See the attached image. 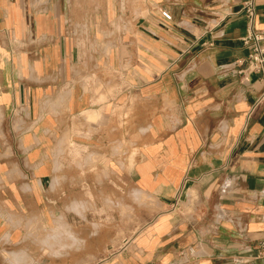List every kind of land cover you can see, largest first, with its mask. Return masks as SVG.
<instances>
[{
	"label": "crops",
	"instance_id": "obj_1",
	"mask_svg": "<svg viewBox=\"0 0 264 264\" xmlns=\"http://www.w3.org/2000/svg\"><path fill=\"white\" fill-rule=\"evenodd\" d=\"M246 28L242 0H0V264L34 235L66 250L34 264H264Z\"/></svg>",
	"mask_w": 264,
	"mask_h": 264
},
{
	"label": "built area",
	"instance_id": "obj_2",
	"mask_svg": "<svg viewBox=\"0 0 264 264\" xmlns=\"http://www.w3.org/2000/svg\"><path fill=\"white\" fill-rule=\"evenodd\" d=\"M242 12L246 17L247 28L245 34L241 36V41L249 50L247 56L242 60L246 64V70L256 72L260 76L263 90L254 105L249 110V115L254 109L264 101V28H258L255 20L257 16L256 0H242ZM161 15L165 20H171L172 14L168 10H161ZM180 256H186L182 250ZM258 257L264 258V240L261 242ZM155 264H175L172 262H157Z\"/></svg>",
	"mask_w": 264,
	"mask_h": 264
},
{
	"label": "rangeland",
	"instance_id": "obj_3",
	"mask_svg": "<svg viewBox=\"0 0 264 264\" xmlns=\"http://www.w3.org/2000/svg\"><path fill=\"white\" fill-rule=\"evenodd\" d=\"M116 111L118 112V110H116ZM139 197H142V196H139ZM143 197H144V199H143L142 205L144 207L145 206L144 203H145L146 198L148 196H143ZM93 204H94V202H93ZM83 207L84 208L87 207V204L85 203ZM126 207L127 206L124 205V202L121 203L118 200H116V201L106 200V208H108V209H111V210H113V209L114 210L119 209L120 210V208H121L123 210V212H124V210L126 212V211L129 210L128 207L127 208ZM125 215L126 214L123 213V216H125ZM115 220H116L115 217H112V216H109V215L106 216V242L116 241L117 239L123 238L125 236V234H123L121 232H120V234H118V233H116V234L112 233L113 230H115V229H120L121 230L123 228L122 226L121 227H118L117 221L115 222ZM70 235L71 234H69V233L68 234H65V233L63 234V241H62L63 248L69 247L72 244V241H71L72 237ZM118 236H120V237H118ZM34 237L36 239L35 238L32 239L31 246H37L38 248L37 247H35V248L32 247V248H30V249L27 250L28 251L27 253H30V254H28V256L30 257V262H34V263L35 262H39L42 259V256L41 255L46 256L49 259V261L54 262V256L56 254L59 255L62 251L63 252L66 251L64 249L63 250H59L57 252L54 249H51V250H49V249H47V250L41 249L40 250V248H39V242H38V239H37V235H34ZM74 241H75V244H76V240L75 239H74ZM54 244H55V242H54V236H53L52 239H51V245H54ZM68 251H70V250H68ZM21 253L22 252L17 253V252H14V251L13 252H11V251H5V257L8 258L11 261V263L14 264V263H16L21 258V256H22Z\"/></svg>",
	"mask_w": 264,
	"mask_h": 264
},
{
	"label": "bare ground",
	"instance_id": "obj_4",
	"mask_svg": "<svg viewBox=\"0 0 264 264\" xmlns=\"http://www.w3.org/2000/svg\"><path fill=\"white\" fill-rule=\"evenodd\" d=\"M139 194L142 195V196H144V194L142 192L141 193L139 192Z\"/></svg>",
	"mask_w": 264,
	"mask_h": 264
}]
</instances>
